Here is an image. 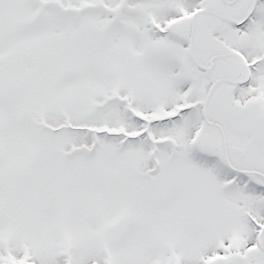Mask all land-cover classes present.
<instances>
[{
	"label": "snow or ice",
	"instance_id": "6c2138e0",
	"mask_svg": "<svg viewBox=\"0 0 264 264\" xmlns=\"http://www.w3.org/2000/svg\"><path fill=\"white\" fill-rule=\"evenodd\" d=\"M0 264H264V0H0Z\"/></svg>",
	"mask_w": 264,
	"mask_h": 264
}]
</instances>
